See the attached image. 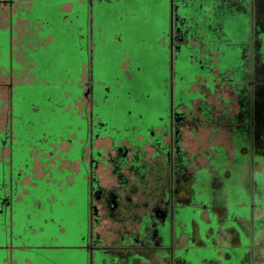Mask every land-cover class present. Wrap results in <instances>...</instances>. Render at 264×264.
<instances>
[{"label": "flooded vegetation", "instance_id": "obj_1", "mask_svg": "<svg viewBox=\"0 0 264 264\" xmlns=\"http://www.w3.org/2000/svg\"><path fill=\"white\" fill-rule=\"evenodd\" d=\"M18 1L0 0V264H264V0H170L165 30L139 0H30L44 50L78 34L66 88L33 72L39 47L17 56ZM146 29L166 91L134 100Z\"/></svg>", "mask_w": 264, "mask_h": 264}, {"label": "rangeland", "instance_id": "obj_2", "mask_svg": "<svg viewBox=\"0 0 264 264\" xmlns=\"http://www.w3.org/2000/svg\"><path fill=\"white\" fill-rule=\"evenodd\" d=\"M65 1H69V0H65ZM139 1H140L139 2L140 6H137L135 4H130L128 6V10L133 11V12L134 11L135 12H142V14L149 17V20L158 21L161 25V28L163 30H165L166 24L164 22H165V17L167 16V14L170 10V0H139ZM124 2H125V0H124ZM84 9H85L84 6H80V8H79L77 5L76 10L74 12H77L78 10L84 11ZM72 15H73V12L70 13V17H72ZM162 29H161V31H162ZM58 30L60 31V33L57 32L56 35L59 37L58 39H60V42L58 41L59 44H57V46L56 45L55 46L49 45V47H46L45 50H44V48H42V49L40 48V49L35 50L34 52H31V55H32V57L35 58V61L39 62L36 65V67H34L33 72L36 74L40 73V76H42L41 77L42 80L45 79L44 75L47 76V79L49 77L51 79H58L59 82L61 81V82L65 83V88H66L68 86V83H69L66 81H68V80L70 81V79L75 77V76L77 78H79V73L82 72V68L79 66L83 62L78 61L82 56L81 50L79 47V43L77 42L78 41V34L76 33V35H74L75 33L71 32L70 34L68 33L65 36L63 29L60 28ZM86 30L87 29H85V31ZM46 34H48V33H46ZM162 35H163L162 32H158V31L151 32V30H149V29H146V31L143 30V32L140 31L139 34L136 35L137 36V42L144 40V42L146 44H149V46H151V47L144 48L142 46V44H137V46H136L137 48H134L135 51L130 49L128 53H129L130 57H131V55L133 56V58H132L133 61H137L138 64L144 63L143 65L147 66V65H149V62L150 63L155 62V59L157 61L158 57H159L161 59V62H163V58H162L163 54L161 56L158 54L161 51V49L159 50L158 48H155L154 45L152 44L154 39L157 38L159 40L162 37ZM74 45H75V47H74ZM166 56H168V53L166 54ZM111 59H113V58H111ZM76 62H78V66H77ZM115 62H117V61H115ZM141 62H143V63H141ZM165 62H166V60H165ZM136 66L137 65H135V67ZM153 66H154V64L149 65V69L147 70L148 71L147 73H149V75L144 76V78L149 80L150 86L147 89H145L143 87H141V88L139 87L134 100L144 99L145 94H147L146 91H150L152 93H155V91H158V92H163L162 90L166 91L165 90V88H166L165 77L167 75H165V76L163 75L161 78L157 79L156 72H155V69L153 68ZM101 67H102V64H100V66L98 65V69H99L98 71L99 72L102 71ZM200 69H201L200 65H195V67H194L195 72L201 71ZM166 72H167V70H166ZM109 82L111 83V80H109ZM138 84L139 83H137V85ZM122 85L123 86H122L120 91L122 93V97L124 98V101H121V103H119V105H120L119 108H120L121 112L129 118L131 116L127 115L128 114L127 112L130 110H136V106L133 103L134 100L130 99L128 97V91L133 90V89H132V85L127 84V82H125ZM160 86H162V87L160 88ZM159 89H161V90H159ZM67 102H68V100L66 101V103ZM40 106L44 109V105H40ZM30 107L32 108V105H30ZM131 118H134V116H132Z\"/></svg>", "mask_w": 264, "mask_h": 264}, {"label": "crops", "instance_id": "obj_3", "mask_svg": "<svg viewBox=\"0 0 264 264\" xmlns=\"http://www.w3.org/2000/svg\"><path fill=\"white\" fill-rule=\"evenodd\" d=\"M29 2L30 0H19L17 2V8L23 11L16 12V48L17 56L20 57L21 62L23 61L22 57L25 46L29 48L43 47L42 35L40 33L42 29L38 23V19L32 18L31 12H25ZM63 10L68 11V6L64 7Z\"/></svg>", "mask_w": 264, "mask_h": 264}, {"label": "trees", "instance_id": "obj_4", "mask_svg": "<svg viewBox=\"0 0 264 264\" xmlns=\"http://www.w3.org/2000/svg\"><path fill=\"white\" fill-rule=\"evenodd\" d=\"M41 13V12H40ZM40 17V16H39ZM231 26V25H230ZM233 29H230L229 32H231ZM232 33V32H231ZM233 55V54H232ZM232 58V57H231Z\"/></svg>", "mask_w": 264, "mask_h": 264}, {"label": "water", "instance_id": "obj_5", "mask_svg": "<svg viewBox=\"0 0 264 264\" xmlns=\"http://www.w3.org/2000/svg\"><path fill=\"white\" fill-rule=\"evenodd\" d=\"M40 15H41V13L38 14V16H40ZM30 56L32 57L31 53H30ZM35 63H36V62H35Z\"/></svg>", "mask_w": 264, "mask_h": 264}]
</instances>
